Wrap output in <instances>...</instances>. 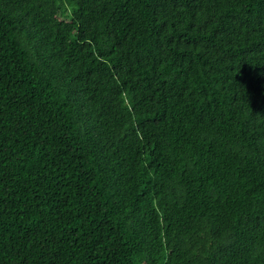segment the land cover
<instances>
[{
	"label": "trees",
	"instance_id": "trees-1",
	"mask_svg": "<svg viewBox=\"0 0 264 264\" xmlns=\"http://www.w3.org/2000/svg\"><path fill=\"white\" fill-rule=\"evenodd\" d=\"M0 264H264V0H0Z\"/></svg>",
	"mask_w": 264,
	"mask_h": 264
}]
</instances>
